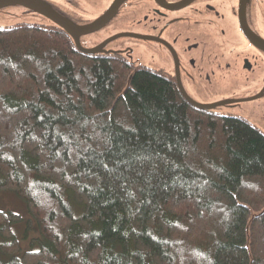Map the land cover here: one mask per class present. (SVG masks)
I'll list each match as a JSON object with an SVG mask.
<instances>
[{"label": "trees", "instance_id": "trees-1", "mask_svg": "<svg viewBox=\"0 0 264 264\" xmlns=\"http://www.w3.org/2000/svg\"><path fill=\"white\" fill-rule=\"evenodd\" d=\"M0 190L42 238L0 211L6 264H264V132L52 23L0 26Z\"/></svg>", "mask_w": 264, "mask_h": 264}, {"label": "flooded vegetation", "instance_id": "flooded-vegetation-1", "mask_svg": "<svg viewBox=\"0 0 264 264\" xmlns=\"http://www.w3.org/2000/svg\"><path fill=\"white\" fill-rule=\"evenodd\" d=\"M36 1L78 25L93 21L85 14L97 6L100 13L96 18L101 17L115 0L109 3L102 0ZM130 1L124 0L113 17L126 9ZM137 5L138 39L135 45L124 39L121 45L125 47L133 42V52L138 51L147 60L165 58L167 64L173 66V72L156 71L171 77L177 88L179 82L193 101L213 106L224 103L227 98L240 95L247 98L253 96L249 95L251 92H264V0H137ZM77 10L82 11L83 16H79ZM14 11L30 22L51 23L25 9ZM187 27L194 28L191 31L196 35L183 30ZM244 31L251 34V39ZM97 33L79 39L90 43L97 39ZM237 84L242 89L237 88ZM234 101L235 106H240L239 99Z\"/></svg>", "mask_w": 264, "mask_h": 264}, {"label": "rangeland", "instance_id": "rangeland-1", "mask_svg": "<svg viewBox=\"0 0 264 264\" xmlns=\"http://www.w3.org/2000/svg\"><path fill=\"white\" fill-rule=\"evenodd\" d=\"M93 2H98L99 0H92ZM110 0H102V3L108 2ZM16 7L7 6L0 9V26H12L15 24L23 23L29 21L24 16L15 13ZM79 10H77L78 12ZM100 13V8L91 10L85 16L88 19H91L94 22L98 18L96 16ZM76 14V13H75ZM79 16L82 15V11H79ZM139 16L137 0H131L128 3L126 9H122L117 13V16L113 17L106 26L97 33L96 38L93 42L84 41L80 39V44L84 49H94L101 47L103 52L107 53H121L128 60L132 61L137 65L143 64L146 67H149L154 70L164 69L166 71L173 72V66L168 65L165 58L159 60L148 59L143 55L141 56L139 52H133V45L138 39L137 26L135 24ZM89 22V23H91ZM86 23H80L78 25H85ZM88 24V23H87ZM194 28L187 27L183 30L188 34L196 35L194 31H191ZM117 34V36H116ZM119 34V35H118ZM114 35V36H113ZM116 36V37H115ZM94 39V38H93ZM124 39L133 41L129 42V45L123 47L121 44L125 42ZM117 46H120L116 48ZM191 76V74H190ZM237 88L242 89L240 85H236ZM264 91V89H262ZM233 93V92H230ZM249 95L251 97L244 98L247 95L235 96L232 98H227L219 104L220 113H230L235 114L241 117H244L252 122L256 127L264 132V92L258 91L251 92ZM248 95V96H249ZM241 102L240 106H235V101L238 100ZM248 101L246 103H242ZM0 211L5 213H14L21 217V221L10 226L11 232L14 234L16 240L20 245L21 251L16 254L19 257L24 252L37 251L39 250V243L42 242V238L38 233L36 223L28 215L25 204L20 200L12 191L9 190H0ZM76 217V216H75ZM5 240L0 237V244L4 243ZM10 260V257L3 254L0 251V264H6Z\"/></svg>", "mask_w": 264, "mask_h": 264}, {"label": "water", "instance_id": "water-1", "mask_svg": "<svg viewBox=\"0 0 264 264\" xmlns=\"http://www.w3.org/2000/svg\"><path fill=\"white\" fill-rule=\"evenodd\" d=\"M123 1L124 0H115L112 6L101 17H99L94 22L85 24L83 26L74 25L73 23L55 14V12L51 10L48 6H45L36 0H0V9L5 8L7 6H13L16 8L25 9L36 15H39L45 18L46 20H48L49 22H51L52 24H54L55 26H57L58 28H60L62 31H64V33L72 39L74 46L79 52L86 55H101V54H116V53L103 52L101 47H97L90 50L84 49L80 44L79 38L102 30L106 26V24L113 18L116 10ZM245 35L249 39H251V34L248 35L245 32ZM177 84L180 95L190 106L204 111L220 112L218 108L220 107L219 104L213 106H204L198 104L188 97V95L186 94V92L184 91V89L182 88L179 82ZM263 213L264 210L261 214ZM255 216L257 217L258 214Z\"/></svg>", "mask_w": 264, "mask_h": 264}, {"label": "snow or ice", "instance_id": "snow-or-ice-1", "mask_svg": "<svg viewBox=\"0 0 264 264\" xmlns=\"http://www.w3.org/2000/svg\"><path fill=\"white\" fill-rule=\"evenodd\" d=\"M4 159H10L9 157H4Z\"/></svg>", "mask_w": 264, "mask_h": 264}]
</instances>
